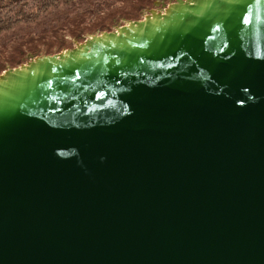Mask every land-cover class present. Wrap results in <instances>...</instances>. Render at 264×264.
Masks as SVG:
<instances>
[{"label":"water","instance_id":"95a60500","mask_svg":"<svg viewBox=\"0 0 264 264\" xmlns=\"http://www.w3.org/2000/svg\"><path fill=\"white\" fill-rule=\"evenodd\" d=\"M0 264H264V0L1 73Z\"/></svg>","mask_w":264,"mask_h":264},{"label":"rangeland","instance_id":"374dc122","mask_svg":"<svg viewBox=\"0 0 264 264\" xmlns=\"http://www.w3.org/2000/svg\"><path fill=\"white\" fill-rule=\"evenodd\" d=\"M172 1L72 0L69 3L60 2L58 6L41 12L38 18L32 21H20L0 32V74L7 68L26 64L30 57L74 47L90 35L142 18L151 9H156L153 7L157 3H161L163 8L165 7L163 4ZM22 2H26L25 6L28 10L38 3L37 0H22Z\"/></svg>","mask_w":264,"mask_h":264},{"label":"trees","instance_id":"16d2710c","mask_svg":"<svg viewBox=\"0 0 264 264\" xmlns=\"http://www.w3.org/2000/svg\"><path fill=\"white\" fill-rule=\"evenodd\" d=\"M37 1L38 3L28 10L25 6L26 2H22V0H0V32L20 21H32L38 18L41 12L47 11L50 7L58 6L60 2L69 3L72 0Z\"/></svg>","mask_w":264,"mask_h":264},{"label":"flooded vegetation","instance_id":"af4514ba","mask_svg":"<svg viewBox=\"0 0 264 264\" xmlns=\"http://www.w3.org/2000/svg\"><path fill=\"white\" fill-rule=\"evenodd\" d=\"M175 1H176V0H173L172 2H175ZM164 3H165V2H164ZM169 3H170V2L165 3V4H163V6L167 7V5H168ZM165 7L162 8V4H161V3H157L156 6L153 7V8L159 9V11H160V10H164ZM147 14H148V12L145 13L144 16L147 15ZM144 16H143L142 18H144ZM142 18H136V19H133V20H138V19H142ZM124 24H125V23H124ZM124 24L116 25L115 28L118 27V26L120 27V26H122V25H124ZM115 28L108 29L107 31H114ZM70 48H73V47H70ZM67 49H68V48H67ZM61 51H62V50H61ZM59 52H60V51H59ZM59 52H55V53H59ZM55 53H53V54H55ZM34 57H36V56L30 57L25 63L29 62V60L33 59ZM21 64H22V63H21Z\"/></svg>","mask_w":264,"mask_h":264}]
</instances>
